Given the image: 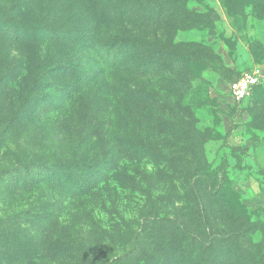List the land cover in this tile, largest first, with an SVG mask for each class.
<instances>
[{
    "label": "rangeland",
    "instance_id": "rangeland-1",
    "mask_svg": "<svg viewBox=\"0 0 264 264\" xmlns=\"http://www.w3.org/2000/svg\"><path fill=\"white\" fill-rule=\"evenodd\" d=\"M127 1L20 0L31 12L0 19L39 84L28 121L0 119V264H259L264 79L241 102L231 84L264 71V0ZM41 31L68 54L35 65ZM75 91L71 129L43 100Z\"/></svg>",
    "mask_w": 264,
    "mask_h": 264
},
{
    "label": "trees",
    "instance_id": "trees-1",
    "mask_svg": "<svg viewBox=\"0 0 264 264\" xmlns=\"http://www.w3.org/2000/svg\"><path fill=\"white\" fill-rule=\"evenodd\" d=\"M0 1H5L4 3H0V19L5 21L6 25L11 24V23L17 24L22 19L23 17L22 13L24 11L27 12L30 10L31 12L30 6L26 3H21L20 0L15 3L11 2L10 0H0ZM167 1L168 3H171V4L176 2L175 0H167ZM127 3H128L127 4L128 12L132 14V6L134 5V0H128ZM41 4H42L41 2H35L33 5H35V7H40ZM34 9L35 8L33 7L32 10ZM32 15L33 13L31 14L30 18H31V21L34 22L35 20L34 18H32ZM132 23L133 22H130V24ZM5 24L3 27L6 26ZM8 34L9 33L6 31L4 33H0V119L2 122H4V124L6 123L9 124L11 122H16L18 124H21L22 121L23 122L28 121L26 117L27 116L26 108L31 102L30 97H32L33 95L36 96L39 93V90H36V87L39 84L32 83V86L31 85L29 86L28 80L26 78L21 77L20 71L24 70V65L21 60V55H19L20 57L19 56L16 57V59L11 58L12 49H10L9 46L12 42H10V40L8 39ZM50 38L44 35L42 31L36 37L34 41L33 50H31V53H32L31 61L33 63L35 62V65L36 63L43 65L46 62L53 60L54 58L55 59L60 58L61 56H66L68 54L67 50L65 51L62 47L57 48V46H55L49 40ZM20 42L21 41L18 40V41H15V43L13 44L17 45ZM45 42L48 43L47 46ZM143 43L153 48L159 47L158 41L156 39L155 40L147 39V41ZM50 75L52 77H55L54 72H50ZM54 82L55 81H53L52 84H54ZM14 84H16L15 88H14ZM18 86H19V89H18ZM24 90H28L29 93L27 94V96L25 97V100L23 101L22 97L24 96H22L19 92L24 91ZM70 93H72V90ZM76 94H80L81 98L74 99ZM49 97H50V94H49ZM70 98H73V101H71V103H68V104L74 108L82 102V92L75 91L74 95H69L67 97L65 96L63 97L62 95L60 96V100L53 106H49L48 102H46L45 100H43V102L47 105L45 110L47 111L46 113H49L48 114L49 116H52V118L55 119L56 116L58 115L59 118L65 122V125L67 128L73 129L75 126L74 125L75 119H73V116L71 115L70 111L68 112L69 114H63L65 112L63 110L67 106L64 100H67ZM19 100H20V103H19ZM21 113H23L24 115ZM21 115H23L22 119H20ZM8 120H10V122H8ZM83 139L84 137L81 138L80 141L82 142ZM68 164L69 163L67 162H64L63 165L62 163H52L51 165H49L47 171L53 170L52 172L56 173L57 170L66 167ZM26 168L30 169V167H26ZM66 169L68 170L69 168L66 167ZM53 180L61 181L59 174H55L53 177ZM259 264H264V261H260Z\"/></svg>",
    "mask_w": 264,
    "mask_h": 264
},
{
    "label": "built area",
    "instance_id": "built-area-1",
    "mask_svg": "<svg viewBox=\"0 0 264 264\" xmlns=\"http://www.w3.org/2000/svg\"><path fill=\"white\" fill-rule=\"evenodd\" d=\"M264 79V71L260 67H254L244 72L242 76L231 85V94L236 102L248 99L254 88Z\"/></svg>",
    "mask_w": 264,
    "mask_h": 264
},
{
    "label": "crops",
    "instance_id": "crops-1",
    "mask_svg": "<svg viewBox=\"0 0 264 264\" xmlns=\"http://www.w3.org/2000/svg\"><path fill=\"white\" fill-rule=\"evenodd\" d=\"M231 36H232V38H234V35H233V34H232ZM254 175H255V174H254Z\"/></svg>",
    "mask_w": 264,
    "mask_h": 264
}]
</instances>
